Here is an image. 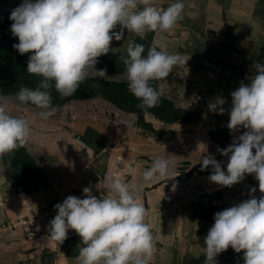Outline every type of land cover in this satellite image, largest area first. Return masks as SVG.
Wrapping results in <instances>:
<instances>
[{
    "label": "rangeland",
    "instance_id": "1",
    "mask_svg": "<svg viewBox=\"0 0 264 264\" xmlns=\"http://www.w3.org/2000/svg\"><path fill=\"white\" fill-rule=\"evenodd\" d=\"M22 2L0 0V16ZM175 2L157 0V7L166 9ZM179 2L185 5L183 19L171 31L140 37L125 30L124 39L113 40L103 64L96 65L106 68L108 77H94L89 70V78L128 84L124 61L129 44L144 45L145 55L154 42L158 50L182 54L188 59L185 65L152 82L162 96L159 106L147 114L139 107L130 109L133 102L125 110L86 93L76 99L53 98L58 110L44 120L38 108L17 99L20 90L0 87L8 112L32 122L28 147L0 157V264H79L82 240L74 230L62 244L49 236V223L57 215L54 206L70 195L84 198L85 187L102 197L109 188L108 175L144 185L139 199L149 209L147 222L158 235L151 264H205L204 239L215 213L244 200H214L203 193L199 200L181 202L172 196L182 195L183 190H173V185L194 171L212 172L211 167L201 171L202 159L213 156V142L223 147L230 143L231 130H213V124L229 123L231 93L241 82L251 83L257 74L254 62L264 63V0ZM7 38L13 44L16 37L8 33ZM6 45V51L0 47V84L8 81L9 74L3 71L2 55L13 51ZM134 102L140 103L137 98ZM214 102L223 103L225 114L209 110ZM99 133L113 145L104 149L106 142ZM160 157L176 161L172 177L145 183L143 172ZM214 157L228 160L219 153ZM243 255L230 247L216 259L218 264H244Z\"/></svg>",
    "mask_w": 264,
    "mask_h": 264
},
{
    "label": "clouds",
    "instance_id": "2",
    "mask_svg": "<svg viewBox=\"0 0 264 264\" xmlns=\"http://www.w3.org/2000/svg\"><path fill=\"white\" fill-rule=\"evenodd\" d=\"M184 7L179 0L166 9L157 7V0H23L9 16L10 31L19 40L13 47L21 55L31 53L27 73L42 80L34 89L21 88L17 99L38 108L39 118L53 117L58 110L53 106V87L60 98H67L90 77L89 70L92 76L106 79L107 69L96 65L112 50L113 40L124 39L125 30L140 37L171 31L183 19ZM144 53V45L129 44L124 63L128 89L147 114V109L159 106L162 96L152 82L168 78L188 59L158 50L155 42ZM253 68L257 74L251 83L241 82L231 93L227 127L232 132L246 131L227 148H218L228 157L227 171L212 155L204 156L201 171L211 167L210 182L229 188L254 175L264 194V63L256 61ZM222 105L214 102L208 107L223 115ZM31 123L11 115L0 97V157L28 147ZM175 167L174 159L157 158L143 172V181L154 184L172 177ZM106 182L108 191L100 198L85 187L84 198L70 195L57 203L49 236L62 244L74 230L82 240L79 264H151L158 235L147 222L149 209L139 199L144 185L115 175L106 176ZM256 191L251 187L249 199L215 213L204 239L205 264H218L217 256L230 247L243 252L244 264H264V195L256 198Z\"/></svg>",
    "mask_w": 264,
    "mask_h": 264
},
{
    "label": "trees",
    "instance_id": "3",
    "mask_svg": "<svg viewBox=\"0 0 264 264\" xmlns=\"http://www.w3.org/2000/svg\"><path fill=\"white\" fill-rule=\"evenodd\" d=\"M11 12H9L7 15H1L0 16V22H1V28H0V33L2 35V39L0 40V47L2 48L1 51H6V47L9 43V46L13 48V51L5 52V55L3 53V61H4V66H3V71H9L8 74V81L2 82L0 84V87H7L10 89H18L20 90L23 87L27 88H32L34 89L38 83L42 80V77L37 76V75H31L27 73V63L28 59L31 53H26L24 55H21L14 47L13 45L16 43H19L18 38L16 37L13 40V44L9 42L7 38V34L11 33L10 27L13 21L9 19ZM4 22H3V21ZM0 35V36H1ZM11 33V37H12ZM1 44V42H3ZM105 55L101 56L99 58V62L97 66H101L104 62ZM54 83V82H53ZM86 93H89L91 96L95 95L99 97L100 99H103L107 104H111L114 102V104L120 105L119 107H122L123 109H127L126 106H129L132 102V105L130 106V109H136L137 108V102H134L135 98L129 89H128V84L125 83H120V82H109V81H101L98 79H92L88 78L86 79L85 82H83L78 90L74 93V95L70 96L69 98H80L84 97ZM52 96L53 98H60L59 94L55 91L54 87L52 90ZM59 98L57 100H59ZM135 103V104H134ZM151 111V109H147V112ZM141 113H144V110H140ZM157 114V113H156ZM101 138V136H99ZM80 140L85 139L82 137L79 138ZM105 140V139H104ZM86 142V141H85ZM90 145V144H89ZM220 149H224L223 146H218ZM255 152V150H253ZM227 167V165H226ZM198 173L199 175H204L208 174L211 175L212 172H205L201 173L198 171H194V173ZM215 198H220V194L216 193Z\"/></svg>",
    "mask_w": 264,
    "mask_h": 264
},
{
    "label": "crops",
    "instance_id": "4",
    "mask_svg": "<svg viewBox=\"0 0 264 264\" xmlns=\"http://www.w3.org/2000/svg\"><path fill=\"white\" fill-rule=\"evenodd\" d=\"M225 129H227V124H220V125H218V123H216L215 125L213 124V130L220 131V130H225ZM233 134L236 135L237 137L239 135H242V133L238 135V134H236V132L230 131L229 132V135H230L229 136L230 143L227 144V146L224 147V148H227L233 142V140H234ZM99 135L101 136V138L103 139V141L106 142V143H104V149L113 145V143L109 140V138H107V136H104V135H102L100 133H99ZM218 148L219 147L218 146H215V143L213 142V156L217 155V153L220 154L219 151L217 152ZM218 161L222 162V167H223V169L226 172L227 171L226 165H227V161L228 160L226 158H221ZM209 176L210 175H208V174H206V175H199L196 172V173H193V175H189L188 178L187 177L181 178L178 181L179 184L177 186H175V187H177L180 190L181 189L183 190V191L181 190L182 191L181 192L182 195L177 196V197L172 196V198L174 200H177V198L180 197L181 198L180 199L181 202H184V201H186L188 199H190V200L193 201L196 198L199 200L200 199V196L203 193H205V194H209V196L210 195H213L214 200H217L218 198H215V194L216 193H219L221 199L227 200L226 198H229V200H232V199L247 200L252 195L251 194V187H255L257 189V191L255 193V196L256 197H260L261 195H264V194L260 193V191H259V182L255 179V176L254 175H246L245 179L242 182H240L238 184H235V185H233L230 188L229 187H223V186H220V185H217V184H214V183L210 182ZM79 187H83L82 183H81V186H79ZM205 190H207V191H205ZM212 190H213V192H211ZM161 191L164 192L163 189ZM235 191H237L236 194L234 193ZM239 195H240V197H239ZM204 197H206V195ZM174 200H172V201H174ZM202 203H204V202H202ZM201 205H204V204H201ZM227 205H228V202L225 201V206H227ZM226 208L227 207H225L224 209H226ZM220 211H222V210H220Z\"/></svg>",
    "mask_w": 264,
    "mask_h": 264
},
{
    "label": "bare ground",
    "instance_id": "5",
    "mask_svg": "<svg viewBox=\"0 0 264 264\" xmlns=\"http://www.w3.org/2000/svg\"><path fill=\"white\" fill-rule=\"evenodd\" d=\"M154 120V119H153ZM155 122V121H154Z\"/></svg>",
    "mask_w": 264,
    "mask_h": 264
}]
</instances>
